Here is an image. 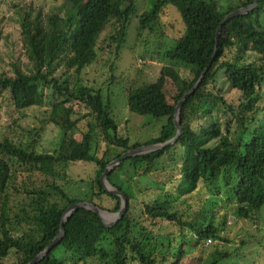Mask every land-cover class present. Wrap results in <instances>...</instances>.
<instances>
[{
  "label": "trees",
  "instance_id": "trees-1",
  "mask_svg": "<svg viewBox=\"0 0 264 264\" xmlns=\"http://www.w3.org/2000/svg\"><path fill=\"white\" fill-rule=\"evenodd\" d=\"M55 1L59 6L36 0L11 5L29 66L16 59L12 71L0 70V98L22 113L41 105L45 89H50L53 101L45 123L60 126L63 136L53 152H38L33 143L15 140L11 131L0 137V264H28L57 237L62 216L74 203L118 212L122 198L106 189L102 174L128 150L176 135L175 107L209 63L200 85L181 107L182 133L176 142L128 157L108 174V182L127 198L122 217L107 226L93 210L77 208L61 241L36 264H186L189 239L184 230L195 234L199 246L207 239H225L221 231L226 217L219 219V210L209 207L223 191L235 199L239 218L261 221L264 0L222 26L216 54V33L225 16L254 0H238L224 9L217 0H156L151 10L142 12V0ZM169 5L178 9L184 28L162 51L167 62L158 78L127 89L132 112L167 119L156 136L131 142L112 115L110 99L105 100L101 87L84 81L83 72L106 55L114 82L131 19H138L139 37L156 30L163 35L159 24ZM3 23L4 18L0 44ZM180 67L191 75L184 77ZM220 77L229 90L223 89ZM169 80L177 88L172 101L166 92ZM230 91L237 99H230ZM75 102L87 110L76 118ZM76 163L91 169L78 171L74 178L68 172L73 175ZM122 172L126 177L116 181L114 176ZM104 197L114 206L102 203ZM163 222L177 226L180 234L173 232L161 242ZM229 257V252L216 250L209 264Z\"/></svg>",
  "mask_w": 264,
  "mask_h": 264
},
{
  "label": "rangeland",
  "instance_id": "rangeland-1",
  "mask_svg": "<svg viewBox=\"0 0 264 264\" xmlns=\"http://www.w3.org/2000/svg\"><path fill=\"white\" fill-rule=\"evenodd\" d=\"M27 1L29 0H5L4 4L0 3V20L4 18V23L2 24L4 38L0 44V70L12 71V63L16 59H18L23 67L29 66V60L24 53V48L19 39L17 16L11 6L13 2L24 3ZM36 1L42 4L48 3L52 7L58 5L55 0ZM217 1L223 9L229 3L238 2V0ZM155 4L156 0H142L138 2V10L139 12L151 10ZM165 12L167 14L163 15L159 24L164 34H160V36V30L158 29L159 31L156 30L157 32H145L139 37L137 35L138 19L136 16L131 19L127 41L117 61V69L115 71L117 79L114 82L110 80L111 73L106 62L108 60L106 55H103L95 66L83 72V80H89L91 84L99 88L101 87L105 100L110 99L112 115L119 123L121 132L127 134L131 142H144L156 136L167 119L166 117L154 118L150 115H140L132 112L128 107L127 100V89L130 85L149 83L158 78L162 66L167 62L162 56V51L169 48L173 43V37L177 33V30L184 28L176 6L169 5L165 8ZM110 32L111 30L109 29L102 35L101 40L106 38ZM179 70L184 77L191 75L188 69L180 67ZM219 79L223 89L227 90L228 88L222 78L220 77ZM166 92L172 101L177 88L171 80L166 84ZM45 95V99L41 105L28 108L22 113L14 109L4 96L1 97L0 137L11 131L15 140L33 143L38 152H53L59 146L63 136V129L53 123H45L51 108V102L53 101L50 89H45ZM228 96L230 99H237L238 97L234 91H230ZM74 106L78 112V115H75L74 118L87 112L86 108L78 102H75ZM34 131L38 133L34 134ZM71 169H73V175L70 172L68 173L77 178L78 171L89 172L91 165L76 163ZM81 174L84 176L83 173ZM123 176L126 177V172H122V174L117 173L114 179L119 182ZM166 180L167 178L164 179V181ZM201 193L203 194L204 191ZM219 196L220 198L215 203L210 204L209 207L214 208L216 211L219 210V219L226 217V225L221 231L222 236L226 240H217L210 244L205 241L203 245L199 246L195 241V234L188 229L184 230L185 235L189 239L186 246L188 260L185 263L209 264L212 260V254L216 250H220L230 253V257L223 259L220 264H264V208L262 210V220L255 224L238 217L236 212L237 203L234 198H230L224 191ZM101 201L108 207L114 206L109 197L101 198ZM191 203L198 206L195 199L191 200ZM179 208H182V205ZM104 210L113 216V218L106 219V221L111 222L116 219L117 212L107 210L106 208ZM137 212L140 213V210L137 209ZM24 225L27 231L31 229L27 223H24ZM173 232L180 234L181 231L177 226L163 222L162 228L158 232L161 235L159 236L161 242H166L168 236ZM243 240L246 242L245 244L242 243ZM11 261H13V258Z\"/></svg>",
  "mask_w": 264,
  "mask_h": 264
},
{
  "label": "water",
  "instance_id": "water-1",
  "mask_svg": "<svg viewBox=\"0 0 264 264\" xmlns=\"http://www.w3.org/2000/svg\"><path fill=\"white\" fill-rule=\"evenodd\" d=\"M258 1L259 0H254V2L252 4H250L249 6L246 7H240L230 13H228L225 18L223 19V21L221 22L217 33H216V51L215 54L217 52L218 49V44H219V36H220V31L222 26L229 21L230 19H232L233 17L248 13L249 11L253 10L257 5H258ZM211 63H209V65L206 67V69L203 71V73L201 74L200 78L197 80V82L195 83V85L192 87V89H190L187 93H185V95L180 99V101L177 103L176 107H175V124L177 127V133L176 135L169 139L168 141L164 142V143H156V144H148V145H141L139 147L133 148L128 150L127 152L123 153L121 157L113 160L106 168L105 172L102 174L101 176V180L104 183V186L106 187V189L116 195L121 196L122 198V205L120 210L116 213V219L114 221L108 222L106 221V219L103 216V213L106 212L104 209H102L101 207L95 205L94 203H90V202H77L74 203L72 205H70L64 212L63 216H62V220H61V225H60V231L59 234L57 235V237L55 239H53L49 245L43 250L41 251L36 257H34L28 264H36L37 262H39L40 260H42L47 254H49V252L61 241V239L63 238L64 234H65V224L70 216V214L76 210L77 208H81V207H85L88 209L93 210L94 212H96L97 214L100 215V217L102 218L103 222L107 225V226H111L113 225L119 218L122 217L123 212L126 208V204H127V198L126 196L123 194V192H121L117 187H114L113 185H111L108 180H107V176L108 174L112 171V169L117 166L119 163H121L122 160L128 158V157H132V156H137V155H142V154H146L152 151H155L157 149H161L164 148L166 146L172 145L176 142L177 138L179 137V135L182 133V127H181V122L179 119V114L181 111V107L182 105L185 103V101L191 96V94L194 93V91L198 88V86L200 85L204 75L206 74L209 66Z\"/></svg>",
  "mask_w": 264,
  "mask_h": 264
},
{
  "label": "bare ground",
  "instance_id": "bare-ground-1",
  "mask_svg": "<svg viewBox=\"0 0 264 264\" xmlns=\"http://www.w3.org/2000/svg\"><path fill=\"white\" fill-rule=\"evenodd\" d=\"M103 216L105 219L109 220L110 218H113V216L109 215L108 213L104 212Z\"/></svg>",
  "mask_w": 264,
  "mask_h": 264
},
{
  "label": "built area",
  "instance_id": "built-area-1",
  "mask_svg": "<svg viewBox=\"0 0 264 264\" xmlns=\"http://www.w3.org/2000/svg\"><path fill=\"white\" fill-rule=\"evenodd\" d=\"M213 241H212V239H207V243L208 244H210V243H212Z\"/></svg>",
  "mask_w": 264,
  "mask_h": 264
}]
</instances>
